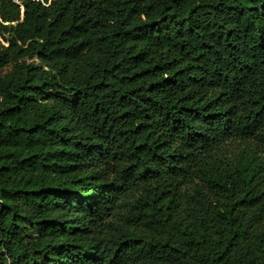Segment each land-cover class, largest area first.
<instances>
[{"label": "trees", "instance_id": "trees-1", "mask_svg": "<svg viewBox=\"0 0 264 264\" xmlns=\"http://www.w3.org/2000/svg\"><path fill=\"white\" fill-rule=\"evenodd\" d=\"M0 39V264H264V0H0Z\"/></svg>", "mask_w": 264, "mask_h": 264}, {"label": "rangeland", "instance_id": "rangeland-1", "mask_svg": "<svg viewBox=\"0 0 264 264\" xmlns=\"http://www.w3.org/2000/svg\"><path fill=\"white\" fill-rule=\"evenodd\" d=\"M17 4H20V0H14ZM20 13H21V15H22V7H21V10H20ZM0 41H1V39H0ZM4 43V42H3Z\"/></svg>", "mask_w": 264, "mask_h": 264}]
</instances>
